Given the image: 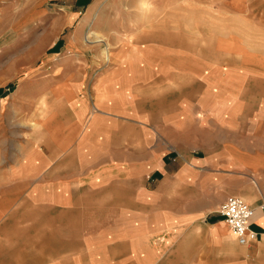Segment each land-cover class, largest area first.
I'll return each instance as SVG.
<instances>
[{"label":"crops","instance_id":"0c3cea01","mask_svg":"<svg viewBox=\"0 0 264 264\" xmlns=\"http://www.w3.org/2000/svg\"><path fill=\"white\" fill-rule=\"evenodd\" d=\"M51 1L0 0V264H264V54L163 26L105 60L81 40L105 0Z\"/></svg>","mask_w":264,"mask_h":264},{"label":"rangeland","instance_id":"374dc122","mask_svg":"<svg viewBox=\"0 0 264 264\" xmlns=\"http://www.w3.org/2000/svg\"><path fill=\"white\" fill-rule=\"evenodd\" d=\"M112 1L103 2L105 6L99 15L105 19L99 25V30L89 25L81 39L89 49L97 45L103 47L101 53L105 60L109 58L107 37L119 41L122 38L135 39L139 35L140 39L137 38L143 42L145 35L160 31L163 26H178L181 46L194 48L197 55L202 54L207 58H211L208 55L210 49H238L240 45L264 54V0H115L117 7L113 6ZM48 4L51 14H56L58 1L52 0ZM90 29L96 31L92 36L88 35ZM5 35L0 36V42L8 39V35ZM59 36L65 41V31ZM51 37L54 43L56 36ZM45 38H39L35 47L43 45ZM78 42L69 35L67 47L75 49ZM65 47V44H61V53ZM88 54L90 56L91 52L88 51ZM38 59L36 64L42 61V58ZM27 74V71L16 72L11 84L17 85Z\"/></svg>","mask_w":264,"mask_h":264},{"label":"built area","instance_id":"2783aa9c","mask_svg":"<svg viewBox=\"0 0 264 264\" xmlns=\"http://www.w3.org/2000/svg\"><path fill=\"white\" fill-rule=\"evenodd\" d=\"M219 213L239 244L244 245L254 239L256 234L249 230V221L254 209L248 203L240 198L229 196L221 203Z\"/></svg>","mask_w":264,"mask_h":264},{"label":"bare ground","instance_id":"6f19581e","mask_svg":"<svg viewBox=\"0 0 264 264\" xmlns=\"http://www.w3.org/2000/svg\"><path fill=\"white\" fill-rule=\"evenodd\" d=\"M94 32H96V31H92L91 29L88 31V35H90L91 34V36H92V34L94 33ZM94 36V35H93ZM105 52V51H104Z\"/></svg>","mask_w":264,"mask_h":264}]
</instances>
